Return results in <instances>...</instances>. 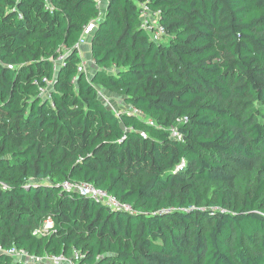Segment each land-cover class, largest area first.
I'll return each instance as SVG.
<instances>
[{"label":"trees","instance_id":"16d2710c","mask_svg":"<svg viewBox=\"0 0 264 264\" xmlns=\"http://www.w3.org/2000/svg\"><path fill=\"white\" fill-rule=\"evenodd\" d=\"M99 14L95 0H0V245L78 250L77 264H264V0H108L89 74L78 43Z\"/></svg>","mask_w":264,"mask_h":264},{"label":"built area","instance_id":"2783aa9c","mask_svg":"<svg viewBox=\"0 0 264 264\" xmlns=\"http://www.w3.org/2000/svg\"><path fill=\"white\" fill-rule=\"evenodd\" d=\"M97 5L100 6L101 0H95ZM137 15L139 17L141 27L147 32L150 39L156 42H162V38L164 35V29L161 26L158 18V11H154L150 9L147 4L143 2H139L137 4ZM100 19V15L96 20H91L83 29L81 37L79 39V45L84 42V38L87 35L92 34L96 23ZM62 55L58 57L57 60H61ZM83 61L78 68L79 70H83ZM41 94H46V89L41 90ZM151 123V121H149ZM170 133L173 137L180 139L181 136L179 132L175 128L170 129ZM3 186H6L5 183H2ZM65 187H73L77 189L80 193L91 196L92 198L102 201L106 203L108 206L113 208H119L126 211H131V207L125 203L120 202L114 196L110 195L106 191L97 188L89 183H80V184H69L67 182L64 183ZM51 226V221L47 220L45 224L42 226V231H47V229ZM0 253H6L10 255L13 259L17 261H21L27 264H77V261L82 258V253L78 250L73 251V256L67 257L64 254H43L40 256L31 255L26 252L24 249H17L11 247L9 249H4L0 245Z\"/></svg>","mask_w":264,"mask_h":264},{"label":"rangeland","instance_id":"374dc122","mask_svg":"<svg viewBox=\"0 0 264 264\" xmlns=\"http://www.w3.org/2000/svg\"><path fill=\"white\" fill-rule=\"evenodd\" d=\"M103 6L101 7V9ZM166 34L164 33L163 39H166ZM83 70L89 71L90 67H86V62H83ZM87 68V69H86ZM98 96L99 98L110 108H112L115 112H124L130 110V106L124 102L123 97L119 93L109 92L104 90L101 87H98ZM255 108L262 113L264 111V104H256Z\"/></svg>","mask_w":264,"mask_h":264},{"label":"crops","instance_id":"0c3cea01","mask_svg":"<svg viewBox=\"0 0 264 264\" xmlns=\"http://www.w3.org/2000/svg\"><path fill=\"white\" fill-rule=\"evenodd\" d=\"M107 3H108V0H101V3H100V6H99V12H100V18L103 17V14L105 12V8L107 6ZM103 6V8L101 9V7ZM91 35H87L85 38H84V42H82L80 45H79V53L82 57V61L83 62H86L87 64L85 65L86 67H90V70L89 71H86L87 73H91V71L93 70V61H92V57H91V52H90V47H91ZM166 39H163V41H165ZM87 69V68H86Z\"/></svg>","mask_w":264,"mask_h":264}]
</instances>
